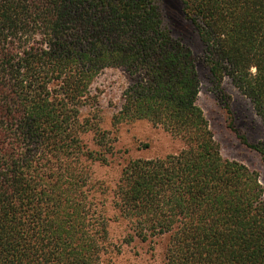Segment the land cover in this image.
Listing matches in <instances>:
<instances>
[{"label": "trees", "instance_id": "obj_1", "mask_svg": "<svg viewBox=\"0 0 264 264\" xmlns=\"http://www.w3.org/2000/svg\"><path fill=\"white\" fill-rule=\"evenodd\" d=\"M180 2L216 92L225 100L229 79L264 125V0ZM113 67L131 77L114 125L146 119L183 144L125 162L111 192L129 239H160L164 264H264L260 173L222 155L197 102L196 54L158 0H0V264H103L112 218L90 164L107 163L116 139L82 110ZM226 110L264 168V138Z\"/></svg>", "mask_w": 264, "mask_h": 264}, {"label": "rangeland", "instance_id": "obj_2", "mask_svg": "<svg viewBox=\"0 0 264 264\" xmlns=\"http://www.w3.org/2000/svg\"><path fill=\"white\" fill-rule=\"evenodd\" d=\"M165 14V23L171 33L189 45L197 57V69L200 77L198 104L202 107L210 126L220 143L221 153L225 158L245 163L260 173L264 184V168L257 152L241 143L227 126L226 104L230 108L236 127L244 132L248 139L256 142L264 138V125L256 114L250 100L233 86L229 79L222 83L226 99L222 100L211 81L207 65L203 61V45L192 24L185 18L180 0H158ZM131 77L122 68H108L93 82V95L97 106L87 105L82 114L95 116L104 130L111 133L115 141V154L107 163L90 164L93 189L105 190L97 194L101 199L106 214L112 220L109 225V246L103 255V264H164L163 243L156 241L142 242L138 238H130L131 225L125 220L115 219L116 211L112 206V189L118 180L125 162L129 158H154L178 152L182 141L154 125L146 119L123 121L114 125L113 117L122 102V93L127 88ZM93 131L85 136L89 145H93Z\"/></svg>", "mask_w": 264, "mask_h": 264}]
</instances>
